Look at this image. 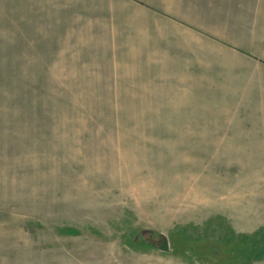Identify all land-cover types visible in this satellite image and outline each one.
Segmentation results:
<instances>
[{
  "label": "rangeland",
  "instance_id": "374dc122",
  "mask_svg": "<svg viewBox=\"0 0 264 264\" xmlns=\"http://www.w3.org/2000/svg\"><path fill=\"white\" fill-rule=\"evenodd\" d=\"M0 264H264V0H0Z\"/></svg>",
  "mask_w": 264,
  "mask_h": 264
},
{
  "label": "crops",
  "instance_id": "0c3cea01",
  "mask_svg": "<svg viewBox=\"0 0 264 264\" xmlns=\"http://www.w3.org/2000/svg\"><path fill=\"white\" fill-rule=\"evenodd\" d=\"M178 20H181L183 24H186L188 29H191L193 31V33L195 32V27L194 24L188 20L182 19L181 17L178 18ZM182 23H180L181 25H183ZM179 28H181L182 31H184L185 33H189L187 30H184V28H182V26H179ZM203 30V28H201Z\"/></svg>",
  "mask_w": 264,
  "mask_h": 264
},
{
  "label": "water",
  "instance_id": "95a60500",
  "mask_svg": "<svg viewBox=\"0 0 264 264\" xmlns=\"http://www.w3.org/2000/svg\"><path fill=\"white\" fill-rule=\"evenodd\" d=\"M147 232H143L142 234L145 235ZM163 240H164V243H163V246L161 247V250L164 251V252H170V245H169V241L167 239V237L165 236H162Z\"/></svg>",
  "mask_w": 264,
  "mask_h": 264
}]
</instances>
